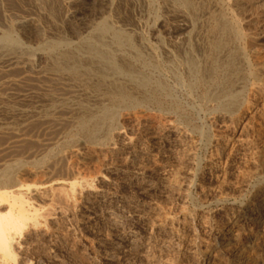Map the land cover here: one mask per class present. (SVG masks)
Returning a JSON list of instances; mask_svg holds the SVG:
<instances>
[{
	"label": "rangeland",
	"instance_id": "374dc122",
	"mask_svg": "<svg viewBox=\"0 0 264 264\" xmlns=\"http://www.w3.org/2000/svg\"><path fill=\"white\" fill-rule=\"evenodd\" d=\"M0 1L3 4L2 9L0 8V20L2 19L0 21V29L10 31L14 36L18 38L20 42H23V45L30 48L29 52L24 56H28L29 53L38 51L40 50V47H43L44 40L42 39L45 34L50 40L62 38V35H64L63 38L65 39L75 38L78 33H83L84 29L88 25L93 24L103 15L108 16L112 20H115L116 22H118L117 24L121 25L122 27H127L128 23V27H131L135 19L141 20L140 31L143 32L145 36L144 41H147L152 47H159L161 43H171L178 38L179 40H181L186 33L184 32L186 30L178 27L180 20L171 13L170 16L169 12L165 9H161L159 11V14L157 13V17L153 16L150 19V17L147 18L145 15L141 14L138 5H134L133 1L131 0H128V9L125 8V6L121 5L116 11L117 14L116 12H114L115 10H110L108 5H106L107 3L103 2V0H42V6L40 9H38L39 12L37 11V8H34V5L32 4V2H30V0ZM222 1L227 7L226 10L228 9L230 13L236 14L234 15V17L238 21V24H240L239 27L242 33L245 32L243 33L244 40L241 41L244 46L241 43L240 44L245 48L244 50L246 54H248V57L250 55V62L253 61L251 62L253 65H258V63L262 61V64H264V57H261L264 56V0H238V2H235L237 0ZM233 1L236 5L233 4ZM192 2L195 6L199 5L197 8L200 9L208 7L211 8L213 5L212 0H195V2L193 0ZM234 7L236 9H234ZM211 9L213 10V8ZM96 10L98 11L96 12ZM215 13H217L218 15L217 10L214 11V14ZM49 14L52 15V20L54 22H52L49 18ZM153 18H159L161 22L154 26ZM18 20L21 21L18 22ZM28 20L33 21L35 25H26V21ZM4 25H6L7 27ZM21 29L23 32L21 31ZM25 37L28 38L29 42ZM250 49H252L253 52ZM254 49H258V52ZM259 53H262L263 55H260ZM254 55L257 57H255ZM258 57L259 60H257V62L254 59H257ZM42 60H44V58L41 59L42 64H44L45 60ZM259 65H261V62L259 63ZM18 70L19 69H16L13 66H9L6 62H0V121H6L9 119L8 115L6 114L7 106L20 107V95L25 93L28 88L27 84L30 83V80L28 81L26 79V81L24 80L17 85L4 83L11 78L19 77L18 75H21L20 72L22 70ZM27 73L30 74L29 68L27 69ZM193 90L191 92L184 90L179 94V103L181 105L183 104L181 106L183 110H181V113H177V115H174L175 117L173 116L171 118L165 117V115L163 114L165 110L168 111V109L163 108L162 110H159L155 105H148L149 113H146L141 109H124V107H121L119 111L117 109L114 113H112L114 115L113 117L112 114H108V116H106L107 119L105 117L103 120L98 121L97 123L95 122L96 120H92L91 122L94 125L89 122L90 124L88 123V127H92V130L87 131L83 129L84 133L82 132V128L79 125L78 117H76V115H74L73 117L64 115L62 117L66 118V120L64 119L65 121H63L60 126L51 125L50 127L44 128V126H42L38 122L31 124L29 126L30 128H28L27 131L29 134H33V136L26 141L13 143L12 140L0 136V166L6 163H19L18 166H20V168L22 169V179H26L24 180V183L26 185L29 184L28 186H30L31 189L38 188L40 186L42 187L48 184L47 181H49L50 183V181L61 182L64 180L63 182H67V184L69 183L73 186V188H71L67 185H60L58 186L59 189L55 190V193L51 192L50 195L49 192H44L45 194L42 193L43 191H37L38 193L36 191L29 192L26 198L28 205L27 207H29V211L33 212L30 213L34 215L32 219L28 221L29 223L26 225V227H23L21 231L14 235L13 244L11 246L12 253L15 259L14 264H122L123 262V264H153L154 260L158 262L157 264H202L203 254L207 249H211L209 264H212L214 262V264H228L225 261L221 250L218 247L214 249L209 244V242H211V227L220 218V215L223 214L224 211L229 210L233 207H237V205L241 203L250 201L252 198L251 193L254 194L261 192L264 195V168H261V166H259L257 163V157L255 154L256 148H254L253 144V142L258 141V139L264 142V94L250 92L247 95L245 102L243 103L244 105L241 106V108L243 107V109L240 108L238 112L235 113V115H233L231 118H228V116H225L223 113L220 114L222 112L220 111L221 109L206 105L202 101V90L200 88H194ZM198 92L200 93L198 94ZM251 96H254L255 98H252ZM196 98L199 99L196 100ZM138 112L141 113V115ZM250 112L252 113L250 114ZM124 113L126 114L124 115ZM150 114L151 116H145ZM152 115L154 117H152ZM226 117L230 119L232 123H229L230 121ZM153 118L154 120H156L149 121V119ZM75 119H77V122ZM161 119H163V121ZM159 120L162 122H160ZM244 120H247L246 122L248 123H246ZM222 121L224 124L222 123ZM66 122L70 123L68 124ZM171 123H174L179 127L181 135L175 136L168 130ZM76 124L78 125L76 126ZM197 124L199 125V127ZM218 124L219 126H217ZM33 125L35 126L33 127ZM240 125L245 126V138H248L247 142L249 145H247L245 148L248 149L243 148L239 149L240 151H235L230 147H227L225 148L226 150H220L221 148L215 147L214 143L210 142V137L213 136L215 139L217 138L218 141L226 139L228 136H230L229 134L233 133L234 129L241 127ZM258 125L260 127H258ZM141 126H143V128H141ZM222 126H224L223 129ZM255 126L256 128H254ZM74 127L76 129H73ZM115 128H120L122 131L121 135H124V137L126 136V139L121 135L115 134L114 136V133L112 134V132L116 130ZM54 129L57 130L54 131ZM229 129L232 131L230 132ZM213 130H215V132ZM257 130L260 133L257 132ZM147 131H149L150 133ZM37 132L39 135L37 134ZM92 132H94L95 134ZM54 133L55 135L52 136V134ZM259 134H261V136ZM139 135L141 136V138H139ZM169 135H171L172 137ZM221 136L224 137L222 138ZM171 138H174L175 140ZM129 139L132 140L130 141ZM122 140H125V142ZM88 141H91V143ZM97 141H100V143ZM40 142L43 143L41 144ZM124 143H126V145ZM149 146L151 149L149 148ZM59 150L61 151L58 152ZM223 151H225L226 153ZM142 152L145 154L143 158L139 156V154ZM222 154H224L225 156ZM217 156H219V159ZM139 160L142 162H140ZM212 160L214 161V164L211 163ZM63 161H65V163ZM135 165L139 167L137 168ZM142 165L144 166L142 167ZM29 175L30 177H27ZM39 176L41 179H39ZM62 177L63 180H61ZM29 178H32V181ZM125 178L127 181L125 180ZM144 178H146L147 180ZM80 180L82 182H80L81 186L83 185L85 187H90L95 193L98 194V202L86 201L88 200L85 195L86 193H80L78 191V189L81 187L79 185ZM130 181H132V183ZM150 184H153L154 186H150ZM199 184L201 187H199ZM60 187H62L63 191H61L62 189H60ZM59 194L63 195L64 199H61ZM35 198L37 199L35 200ZM28 200L30 201V203H28ZM60 201L62 203H59ZM31 203H33L36 207H32L33 204ZM58 204L59 207H57ZM2 207V211L5 210L6 204H4ZM51 207L52 209H50ZM51 211H53L54 213ZM38 213L39 216H37ZM188 213L190 214V216H188ZM43 215H45V217H43ZM46 215L49 217H47ZM188 218L190 221L188 220ZM34 220H36V223L38 222L37 224L39 226L35 223ZM200 220H202V222ZM113 222H115L116 224ZM199 224L201 225V228ZM115 226H117L118 228H123V226H131L132 228L134 227L137 236H141L142 238V244L138 245V247H136V245L134 247L127 248V237H118L117 231L114 229ZM207 228H209V231L207 230ZM29 230L30 232H28ZM15 238L17 239L14 240ZM203 248H205L206 250L204 249V251ZM145 249H147V251ZM115 251L117 252V254ZM141 252H143L144 254ZM111 254L116 256L113 258V255ZM153 256L156 258H154ZM163 256H166L168 259L165 257V261ZM122 257H124L125 259ZM160 257L162 260H164L162 261ZM170 258L173 261H170ZM13 260H10L12 264Z\"/></svg>",
	"mask_w": 264,
	"mask_h": 264
},
{
	"label": "bare ground",
	"instance_id": "6f19581e",
	"mask_svg": "<svg viewBox=\"0 0 264 264\" xmlns=\"http://www.w3.org/2000/svg\"><path fill=\"white\" fill-rule=\"evenodd\" d=\"M131 1H133L134 5H138V8L141 11V14L145 15L147 18L150 17V19H151V17H153V16L157 17L158 16L157 13L159 14V11L161 9H165L166 11L169 12V14L171 13L172 15L176 16L180 20L178 27L183 29V30H186V31H184V32H186L184 37L182 36L183 38L181 40H179V38H178L171 43H161V45L159 47H152L147 41H144L145 36H144L143 32L140 31V25H141L140 21L141 20L135 19L133 24L131 25V27H128L129 23H128L127 27H122L121 25L117 24L118 22H116L115 20H112L108 16L103 15L98 20L96 19L97 20L96 22L88 25L84 29L83 33H81V34L78 33V35L75 38L65 39V38H63L64 35H62L61 36L62 38L50 40L48 38V36L45 34L43 36V39H42V40H44L43 47L42 48L40 47V50H38V51H34L33 53H29L28 56H24L25 54H27L29 52L30 48L28 46L23 45L22 44L23 42H20L18 40V38L16 36H14L10 31L0 29V62L1 63L6 62L9 66H13L16 69L22 70L20 72L21 75H18L19 77L11 78L4 83H9L11 85H17V84H20L25 79L28 81L30 80V83L27 84V86H28L27 90L25 91V93L20 95L21 96L20 107H13V106L12 107H9V106L6 107V110H7L6 114L8 115L9 119L6 121H0V136H3L7 139L12 140L13 143H17L20 141H26L33 136V134L31 135L27 131V129L30 128L29 126L31 124L38 122L42 126H44V128L50 127L51 125L52 126H60L63 123V121L66 120V118L62 117L64 115H66V116L68 115L69 117H71V116L73 117L74 115H76V117H78L79 125L82 128V132H83V129H85L87 131H91L92 127L91 128L88 127L89 122H91L92 120H96L95 122L97 123L98 121H101L106 116H108V114L111 115L112 113H114L117 109L119 111V109L121 107H124V109H131V108L132 109H141V110L145 111L146 113H149V108H148L149 106L148 105H155L156 108H158L159 110H162L163 108L168 109V111L165 110V112L163 114L165 115V117L171 118L175 114L177 115V113H181L182 112L181 110H183L181 107L183 104L181 105L179 103L180 102L179 98H178L179 94L182 93L184 90L191 92L194 88H200L202 90L201 99L206 105H210L214 108L221 109L220 111H222V112L220 114L223 113L225 116H228V118L229 117L231 118L233 115H235V113L238 112V110L241 108V106L244 105L243 103L245 102L246 97L250 92H253V93L257 92V93H263L264 94V64H262V61H260L261 65H259L260 62L258 63V65H256V64L253 65L251 63L253 61L250 62V59H249L250 55L248 57V54H246V52L244 50L245 49L243 47L244 45L241 43V41L244 40L243 33H245V32L242 33V31L239 27L240 24H238V21L234 17V15H236V14L230 13L228 11V9L226 10L227 7L225 6V3L222 0H212L213 5L211 8H213V10L210 7L201 8V9L197 8L199 5L195 6L192 2L193 0L192 1H189V0H131ZM30 2H32V4L34 5V8H37V11L42 6V4H41L42 0H30ZM103 2L107 3L106 5H108L110 10H115L114 12H116L117 9L119 8V6H121V5L125 6V8L128 7V0H103ZM194 2H195V0H194ZM235 2H238V0ZM247 2H249V1H247ZM24 4H26V3H24ZM233 4H235L234 1H233ZM237 5H239V4H237ZM229 6H230V4H229ZM2 7H3V4L0 1V8L2 9ZM44 7H45V5H44ZM201 7H202V4H201ZM14 9H15V7H14ZM234 9H236V8L234 7ZM131 10H132V8H131ZM216 10L218 11V15H217V13L214 14V11H216ZM97 11L98 10H96V12ZM116 14H117V12H116ZM171 14H170V16H171ZM12 16H14V15H12ZM97 16H98V14H97ZM239 16H240V14H239ZM49 18L51 19L52 22H54L52 20L51 14H49ZM153 19H154V23H153L154 26H156L158 23L161 22V20L159 18H153ZM30 20L26 21V25H28V26L35 25V23L33 21H30ZM129 20H131V19H129ZM19 21H21V20H18V22ZM84 21H86V20H84ZM78 25H79V23H78ZM166 25H167V23H166ZM4 26H6V25H4ZM21 31H22V29H21ZM37 31H38V29H37ZM179 32H182V31H179ZM26 34H28V33H26ZM41 34H42V32H41ZM32 35H35V34H32ZM35 37H37V36H35ZM38 37H40V36H38ZM26 40L28 41V38H26ZM247 41H248V39H247ZM155 43H157V42H155ZM250 50L252 51V49H250ZM257 50H255V51H257ZM255 57H257V56H255ZM259 57L257 59H254V58L253 59L255 61H257V60H259ZM261 57H264V56H261ZM42 58H44V60H45L44 64H42V62H41ZM44 60H42V61H44ZM28 68L30 70V74L27 73ZM14 72H16V71H14ZM14 72H12V73H14ZM18 74H19V72H18ZM16 75H17V73H16ZM9 84H7V85H9ZM5 89H7V88H5ZM199 93L200 92H198V94ZM196 95H197V92H196ZM188 96H190V95H188ZM194 96H195V94H194ZM251 97L255 98L254 96H251ZM198 99L196 98V100H198ZM263 103H264V101H263ZM200 107H201V105H200ZM209 109H207V110H209ZM241 109H243V107ZM253 110H254V108H253ZM242 111H244V110H242ZM120 113H121V111H120ZM251 113L252 112H250V114ZM125 114L126 113H124V115ZM139 114L141 115V113H139ZM153 115H152V117H154ZM113 116L114 115L112 114V117ZM145 116H151V114L145 115ZM259 116H260V114H259ZM211 117H208V118H211ZM247 117H249V116H247ZM220 118H222V117H220ZM106 119H107V117H106ZM163 119H161V120L163 121ZM204 119H206V118H204ZM75 120L77 122V119H75ZM150 120L152 121V120H154V118L149 119V121ZM214 120H215V118H214ZM218 120H220V119H218ZM228 120L230 121V119H228ZM121 121H122V119H121ZM147 121H148V119H147ZM162 121H160V122H162ZM165 121H166V119H165ZM66 123L69 124L70 122H66ZM117 123H116V125H117ZM222 123H223V121H222ZM229 123H232V122L230 121ZM246 123H248V122H246ZM71 124H73V123H71ZM92 124H91V126H92ZM111 124H112V122H111ZM77 125L78 124H76V126ZM260 125H261V123H260ZM34 126L35 125H33V127ZM64 126H66V125H64ZM64 126H62V127H64ZM217 126H219V124ZM224 126H222V129ZM33 127H31V128H33ZM72 127H73V125H72ZM198 127H199V125H198ZM258 127H260V126L258 125ZM141 128H143V126H141ZM254 128H256V126ZM73 129H76V128L74 127ZM147 129H150V128H147ZM162 129H163V127H162ZM220 129H221V127H220ZM263 129H262V131H263ZM55 130H57V129H54V131ZM168 130L171 133H173L175 136L181 135L179 127L177 125H175L174 123H171ZM259 130H260V128H259ZM67 131H69V130H67ZM213 131L215 132V130H213ZM231 131L232 130H230V132ZM254 131H256V130H254ZM147 132H149V131H147ZM222 132H223V130H222ZM257 132H259V131L257 130ZM92 133H94V132H92ZM113 133H114V136H115V134L121 135L122 131L120 128H117L114 132H112V134ZM37 134H38V132H37ZM38 135H37V137H38ZM53 135H55V133L52 134V136ZM174 135H173V137H174ZM184 135H185V133H184ZM229 135L230 136H228L226 139H222V141L221 140L218 141L217 138L216 139L214 138V136L210 137V142H213L215 147L221 148L220 150L225 149L227 147H230L232 150L237 151L239 149L245 148L248 145V142H247L248 138H245V126L244 125L234 129L233 133L229 134ZM259 135L261 136V134H259ZM147 136H148V134H147ZM169 136H171V135H169ZM61 137H62V135H61ZM122 137H124V135ZM78 138H77V141H78ZM139 138H141V136ZM254 138H255V136H254ZM137 139H138V137H137ZM171 139H174V138H171ZM200 139H201V137H200ZM3 140H4V138H3ZM129 140L131 141L132 139H129ZM122 141L125 142V140H122ZM88 142L91 143V141H88ZM97 142L100 143V141H97ZM40 143L42 144L43 142H40ZM101 143H102V141H101ZM116 143H117V141H116ZM124 144L126 145V143H124ZM146 144H145V146H146ZM253 144H254V148H256L255 154L257 157L256 158L257 163L259 166H261V168H264V142L261 141L260 139H258V141H254ZM102 145H103V143H102ZM150 146H149V148H150ZM24 147H26V146H24ZM130 149H132V148H130ZM141 149H142V145H141ZM245 149H248V148H245ZM62 150H64V149H62ZM116 150H118V149H116ZM60 151L61 150H59L58 152H60ZM99 151H101V150H99ZM132 151H129V152H132ZM245 151H249V150H245ZM223 152H225V151H223ZM227 153H228V151H227ZM250 153H251V151H250ZM144 155L145 154L143 152L139 154V156L142 158L144 157ZM222 155H224V154H222ZM227 155H229V154H227ZM217 157L219 159V156H217ZM250 158H252V157H250ZM18 159H20V158H18ZM29 159H31V158H29ZM147 159H148V157H147ZM41 160H42V158H41ZM42 162H43V160H42ZM63 162L65 163V161H63ZM125 162H126V160H125ZM134 162H136V161H134ZM137 162H138V160H137ZM140 162H142V161H140ZM206 162H207V160H206ZM139 163H138V165H139ZM211 163L214 164V161L212 160ZM18 164L6 163V164L0 166V264H12L10 262V260L12 261L14 259V256L12 253V248H11V246L13 244L14 235L16 233H18L19 231H21V229H23V227H26V225L29 223L28 221L30 219H32V217L34 215V214L32 215L30 213L32 211H29V207H27L28 205H27L26 198H27V195L29 194V192L30 191H36V192L37 191L38 192L43 191L42 193L49 192V195H50L51 192L55 193V190H58L59 189L58 186H60V185H62V186L67 185V186H70L71 188H73L72 184H69V183L67 184V182H63L64 180L62 177L61 180H63V181H61V182H57V181L51 182L50 181V183H49V181H47L48 184H46L42 187L40 186L38 188L31 189V187L28 186L29 184L26 185L24 183V180H26V179H24V180L22 179V169L20 168V166H18ZM215 164H216V162H215ZM144 165H142V167ZM135 166L137 167V165H135ZM216 167H217V165H216ZM127 168H128V166H127ZM129 169H132V168H129ZM49 170H50V168H49ZM64 171H65V168H64ZM134 172H136V171H134ZM203 172H204V170H203ZM34 173H35V171H34ZM60 173H62V172H60ZM253 174H254V172H253ZM131 175H133V174H131ZM139 176H141V175H139ZM27 177H30V175ZM23 178H25V177H23ZM126 178H125V180H126ZM29 179H28V181H29ZM39 179H41L40 176H39ZM56 179H58V178H56ZM144 179H146V178H144ZM30 180L32 181V178ZM33 180H34V178H33ZM196 180H197V178H196ZM80 182H81V180L79 181V185L81 186ZM130 182L132 183V181H130ZM133 183H134V181H133ZM152 185L150 184V186H152ZM74 186H75V184H74ZM140 186H142V185H140ZM199 187H201L200 184H199ZM60 189H62V187H60ZM67 189H68V187H67ZM61 191H63V189ZM78 191L80 193H86L85 195H86V198L88 199V200L85 199L86 201L95 202L98 200V197H99L98 194L95 193L90 187H85L82 185L78 189ZM148 191H150V190H148ZM90 194H92V195H90ZM251 194H252V198L250 201L241 203V204L237 205V207H233V208H230L229 210L224 211V213L220 215V218L211 227V232H210L211 242H209V244L211 245L212 248L215 249L216 247H218L221 250V252L225 258V261L228 264H264V195L261 192L260 193H254V194L251 193ZM32 195H34V194H32ZM59 195H60L61 199H64L63 195H61V194H59ZM60 197H59V199H60ZM78 198H80V197H78ZM36 199L37 198H35V200ZM45 199H46V196H45ZM235 199H237V198H235ZM48 200H49V198H48ZM65 200H66V198H65ZM40 201H41V199H40ZM42 201H45V200H42ZM52 201H53V199H52ZM36 202H38V201H36ZM28 203H30V201ZM59 203H62V202L60 201ZM4 204H6V209H5L6 211L5 210L2 211V209H3L2 206ZM31 204H33V203H31ZM31 204H30V207H31ZM52 205H53V203H52ZM33 206H35V205L33 204L32 207ZM1 207H2V209H1ZM57 207H59V204ZM47 208H49V207H47ZM34 209H36V208H34ZM50 209H52V207ZM40 210H41V208H40ZM45 210H46V207H45ZM53 211H51V212H53ZM34 212H35V210H34ZM36 212H37V210H36ZM42 213H44V212H42ZM37 216H39V213ZM188 216H190V214ZM43 217H45V215H43ZM47 217H49V216H47ZM188 220H189V218H188ZM34 221L36 223V220H34ZM200 221L202 222V220H200ZM32 222H33V220H32ZM115 222H113V223H115ZM126 223H127V221H126ZM191 223H193V222H191ZM195 225H194V227H195ZM117 226H118V224H117ZM117 226L114 227V229L117 231V236L118 237H127V243H128L127 248L134 247L136 245H137L136 247H138V245L142 244V242H143L142 238H141V236H137V233L135 232L134 227L132 228L131 226H126V227L123 226V228H118ZM34 227H36V226H34ZM208 227H209V225H208ZM200 228H201V225H200ZM209 228H207V230ZM112 231H113V229H112ZM28 232H30V230ZM16 239L17 238H15L14 240H16ZM118 244H119V241H118ZM14 245H16V244H14ZM163 247H164V245H163ZM159 248H161V247H159ZM166 248H168V247H166ZM147 249H145V250L147 251ZM162 249H164V248H162ZM204 249L205 248H203V250ZM141 250H139V251H141ZM129 252H131V251H129ZM141 253H143V252H141ZM167 253H168V251H167ZM116 254H117V252H116ZM121 254H123V253H121ZM145 254H146V252H145ZM111 255H113V254H111ZM129 255H132V254H129ZM210 255H211V249L210 250L207 249L203 254L202 264H209ZM115 256L116 255H113V258ZM212 256H214V255H212ZM165 257L163 256L164 259H165ZM122 258H124V257H122ZM154 258H156V257H154ZM160 259H161V257H160ZM169 260L173 261V260H171V258ZM210 260H212V259H210ZM14 261H15V259L13 260V264H14ZM165 261H166V259H165ZM157 263L158 262H156L154 260L153 264H157ZM214 263H212V264H214ZM166 264H168V263H166Z\"/></svg>",
	"mask_w": 264,
	"mask_h": 264
}]
</instances>
